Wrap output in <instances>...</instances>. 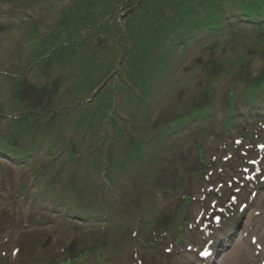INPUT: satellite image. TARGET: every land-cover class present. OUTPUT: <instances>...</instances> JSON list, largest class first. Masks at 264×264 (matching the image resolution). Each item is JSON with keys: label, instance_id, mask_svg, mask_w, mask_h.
Segmentation results:
<instances>
[{"label": "rangeland", "instance_id": "1", "mask_svg": "<svg viewBox=\"0 0 264 264\" xmlns=\"http://www.w3.org/2000/svg\"><path fill=\"white\" fill-rule=\"evenodd\" d=\"M70 1L0 0V135L9 131V113L1 110L10 99L8 75L27 78L26 93L34 92L36 56L28 36L37 44L51 35L50 28ZM159 11L173 13L171 8ZM249 30L245 25L237 32L232 45L225 35L219 46L188 55L177 83L161 94L154 109L165 120L203 99L209 104L201 122L166 134L150 158L113 179L103 157L100 164L90 163L94 144L104 142L88 140L84 129H62L68 150L46 139L22 157L3 151L0 141V264H264V174L246 181L250 171L243 169L261 152L256 145L264 144V88L244 94V82L231 84L229 73L207 86L196 70L185 71L192 61L211 60L210 72L219 73L222 65L213 60L223 56L228 59L224 67L254 77L264 68V31ZM257 38L262 41L258 47ZM99 40L104 35L94 42ZM115 45L110 39L104 48ZM235 53L250 60L238 62ZM54 82L51 78L50 85ZM54 87L46 96L36 93L24 107L35 106L41 114L45 105L74 107L73 89L60 99ZM125 113H120L119 123L129 134ZM104 126L112 132L109 123ZM119 141L111 135L105 144L120 150ZM241 183L238 200L230 202L228 196ZM214 204L227 209L219 226L212 222L214 214L206 220L209 213H217ZM205 220L208 231L200 229ZM208 242L221 253L207 262L198 251Z\"/></svg>", "mask_w": 264, "mask_h": 264}, {"label": "trees", "instance_id": "2", "mask_svg": "<svg viewBox=\"0 0 264 264\" xmlns=\"http://www.w3.org/2000/svg\"><path fill=\"white\" fill-rule=\"evenodd\" d=\"M168 8L173 13L159 11ZM118 15L124 19L118 20ZM245 25L251 32L264 31V0H71L50 28L51 35L37 44L34 36L27 38L34 45L36 56L37 81L31 83L34 92L26 93L27 78L8 77L10 99L1 109L9 113L7 138L0 135L6 147L3 151L22 157L30 147L46 139L58 141L68 150V143L61 138L62 129H84L88 140L96 138L104 142L94 144L90 163L100 164L103 157L107 161V175L113 179L150 158L149 154L166 134L191 121L201 122L209 104L206 100L200 99L165 120L155 114L159 110L154 109V102L177 83L190 53L219 46L225 35L232 45ZM103 35L104 41L94 42ZM110 39L116 45L104 48ZM255 41L256 47L262 44L259 38ZM235 56L238 62L250 60L237 53ZM227 61L223 56L214 57L213 63L222 65L219 73L210 72L211 60L192 61L185 71L196 70L206 79L207 86L229 73L231 84L244 82V94L264 88V68L252 77L224 67ZM110 74L115 75L114 81L109 80L91 99ZM51 78L55 80L54 88H59L56 97L62 99L67 90L73 89L70 101L74 107L64 110L45 105L42 114L35 106L26 109V102L34 99L36 93L46 96L53 87ZM85 96H90L87 101L80 100ZM226 105L230 107V101ZM120 113L127 115L124 127L128 125L129 134L119 123L123 119ZM137 118L144 120L133 122ZM107 123L109 131L112 129L109 134L104 126ZM111 135L120 140V150L106 146L105 140H110Z\"/></svg>", "mask_w": 264, "mask_h": 264}, {"label": "water", "instance_id": "3", "mask_svg": "<svg viewBox=\"0 0 264 264\" xmlns=\"http://www.w3.org/2000/svg\"><path fill=\"white\" fill-rule=\"evenodd\" d=\"M108 81H109V78L106 79L104 82H102V83L97 87V89L94 91V93H93V95H92V99L96 96V94H97L100 90H102V89L106 86V84H107Z\"/></svg>", "mask_w": 264, "mask_h": 264}, {"label": "bare ground", "instance_id": "4", "mask_svg": "<svg viewBox=\"0 0 264 264\" xmlns=\"http://www.w3.org/2000/svg\"><path fill=\"white\" fill-rule=\"evenodd\" d=\"M232 195V194H231ZM231 195H229L228 197L229 198H231ZM250 213H252V211L250 212ZM250 216L251 215H248V217L246 218V220L243 222V224H242V227L241 228H243L244 229V231H245V227L249 224V222H250ZM204 225V224H203ZM201 226L202 228L204 227V226ZM233 236V235H232ZM230 239H232L233 237H229ZM233 256V255H232ZM232 256H229V257H232Z\"/></svg>", "mask_w": 264, "mask_h": 264}, {"label": "snow or ice", "instance_id": "5", "mask_svg": "<svg viewBox=\"0 0 264 264\" xmlns=\"http://www.w3.org/2000/svg\"><path fill=\"white\" fill-rule=\"evenodd\" d=\"M217 219H219L218 217H217ZM253 242L255 243V237L253 238ZM257 247H259V245H257ZM202 255H207L208 254V252H207V250H205L203 253H201Z\"/></svg>", "mask_w": 264, "mask_h": 264}]
</instances>
